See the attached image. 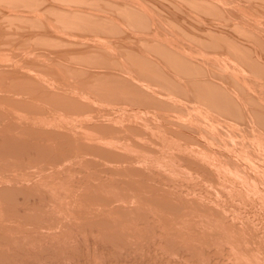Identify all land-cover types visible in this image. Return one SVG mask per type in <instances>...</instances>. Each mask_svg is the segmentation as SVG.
<instances>
[{
    "label": "rangeland",
    "instance_id": "obj_1",
    "mask_svg": "<svg viewBox=\"0 0 264 264\" xmlns=\"http://www.w3.org/2000/svg\"><path fill=\"white\" fill-rule=\"evenodd\" d=\"M263 57L264 0H0V264H264Z\"/></svg>",
    "mask_w": 264,
    "mask_h": 264
},
{
    "label": "bare ground",
    "instance_id": "obj_2",
    "mask_svg": "<svg viewBox=\"0 0 264 264\" xmlns=\"http://www.w3.org/2000/svg\"><path fill=\"white\" fill-rule=\"evenodd\" d=\"M105 2H106V1H105ZM137 6H138V5H137ZM219 7H220V6H219ZM243 7H244V6H243ZM249 7H250V6H249ZM35 8H36V7H35ZM113 9H114V8H113ZM129 9H130V8H129ZM62 11H63V10H62ZM127 11H128V10H127ZM132 12H133V11H132ZM132 12H131V13H132ZM206 12H207V11H206ZM106 14H107V13H106ZM125 14H126V13H125ZM127 14H128V13H127ZM129 14H130V13H129ZM132 14H133V13H132ZM134 14H135V13H134ZM138 15H139V14H138ZM146 16H147V15H146ZM131 17H132V16H131ZM210 17H211V16H210ZM236 17H237V16H236ZM67 18H68V17H67ZM67 18H66V19H67ZM102 18H103V17H102ZM145 18H146V17H145ZM227 18H228V17H227ZM242 18H243V17H242ZM139 19H140V18H139ZM208 19H209V18H208ZM73 20H75V19H73ZM97 20H98V19H97ZM145 20H146V19H145ZM210 20H211V19H210ZM63 21H64V20H63ZM71 21H72V20H71ZM134 21H135V20H134ZM139 21H140V20H139ZM204 21H205V20H204ZM239 21H240V20H239ZM95 22H96V21H95ZM205 22H206V21H205ZM240 22H241V21H240ZM142 23H143V22H142ZM137 24H138V23H137ZM212 24H213V23H212ZM244 25H245V24H244ZM132 26H133V25H132ZM135 26H136V25H135ZM249 27H250V26H249ZM251 27H252V26H251ZM253 27H254V26H253ZM259 27H260V26H259ZM140 28H141V27H140ZM149 28H150V27H149ZM231 28H232V27H231ZM237 29H238V28H237ZM243 29H244V28H243ZM249 29H250V28H249ZM142 30H143V29H142ZM257 31H258V30H257ZM257 31H256V32H257ZM142 32H143V31H142ZM249 32H250V31H249ZM206 33H207V32H206ZM214 33H215V32H214ZM251 33H252V32H251ZM51 34H52V33H51ZM149 34H150V33H149ZM210 34H211V33H210ZM133 35H134V34H133ZM211 35H212V34H211ZM254 35H255V34H254ZM207 36H208V35H207ZM241 36H242V35H241ZM152 37H153V36H152ZM216 37H217V36H216ZM241 38H242V37H241ZM245 38H246V37H245ZM258 39H259V38H258ZM56 40H57V39H56ZM220 40H221V39H220ZM134 41H135V40H134ZM146 41H147V40H146ZM35 43H36V42H35ZM132 43H133V42H132ZM206 43H207V42H206ZM209 43H210V42H209ZM216 43H217V42H216ZM218 43H219V42H218ZM218 43H217V44H218ZM212 44H213V43H212ZM221 44H222V43H221ZM133 45H134V44H133ZM149 45H150V44H149ZM154 45H156V44H154ZM225 45H226V44H225ZM253 45H254V44H253ZM13 46H14V45H13ZM210 46H211V45H210ZM214 46H215V44H214ZM216 46H217V45H216ZM232 46H233V45H232ZM232 46H231V48H232ZM243 46H244V45H243ZM223 47H224V46H223ZM223 47H222V48H223ZM233 47H234V46H233ZM249 47H250V46H249ZM99 48H100V47H99ZM153 48H154V47H153ZM155 48H156V46H155ZM139 49H140V48H139ZM157 49H158V48H157ZM157 49H155L156 52H157ZM235 49H236V48H235ZM243 49H244V48H243ZM253 49H254V48H253ZM146 50H147V49H146ZM205 50H206V49H205ZM213 50H214V49H213ZM250 50H251V49H250ZM147 51H148V50H147ZM228 51H229V50H228ZM230 51H231V50H230ZM230 51H229V53H230ZM246 51H247V50H246ZM246 51H245V52H246ZM34 52H35V51H34ZM75 52H76V51H75ZM150 52H151V51H150ZM153 52H154V51H153ZM156 52H155V53H156ZM160 52H161V51H160ZM235 52H236V51H235ZM255 52H256V51H255ZM137 53H139V52H137ZM137 53H136V54H137ZM158 53H159V51H158ZM206 53H207V52H206ZM246 53H247V52H246ZM148 54H149V53H148ZM151 54H152V53H151ZM163 54H164V53H163ZM230 54H231V53H230ZM236 54L238 55V51L236 52ZM240 54H241V53H240ZM240 54H239V55H240ZM134 55H135V54H134ZM138 55H139V54H138ZM138 55H137V57H138V61H140L141 58H142V60H143V59H146V58H143V57H141V56H140L141 58H139ZM164 55H165V54H164ZM232 55H233V53H232ZM86 56H87V54H86ZM86 56H85V57H86ZM89 56H90V55H89ZM92 56H93V54H92ZM241 56H242V55H241ZM63 57H64V56H63ZM78 57H79V56H78ZM80 57H81V56H80ZM104 57H105V56H104ZM145 57H146V56H145ZM160 57H162V56H160ZM232 57H233V56H232ZM134 58H136V57H134ZM239 58H240V57H239ZM263 58H264V57H263ZM89 59H91V58L89 57ZM125 59H127V58H125ZM139 59H140V60H139ZM150 59H152V58H150ZM159 59H160V58H159ZM183 59H184V58H183ZM233 59H234V58H233ZM147 60H148V59H147ZM176 60H177V59H176ZM148 61H150V60H148ZM155 61H156V60H155ZM178 61H179V59H178ZM72 62H73V61H72ZM141 62H142V61H141ZM143 62H144V63H143ZM143 62H142V64L140 63V69H141V67L143 66L144 68H142L141 70L144 69L145 71L143 70L142 73H146V69H145V68H146L147 66L145 67V65H146V64H145V60H144ZM249 62L251 63L252 61H249ZM261 62H262V61H261ZM138 63H139V62H138ZM148 63H149V62H148ZM152 63H153V62H152ZM154 63H155V62H154ZM156 63H157V62H156ZM175 63H176V62H175ZM189 63H190V62H189ZM196 63H197V61H196ZM251 64H252V63H251ZM133 65H134V63H133ZM141 65H142V66H141ZM147 65H148V64H147ZM151 65H152V64H151ZM187 65H188V64H187ZM241 65H242V64H241ZM124 66H125V65H124ZM152 66L154 67V65H152ZM156 66H157V65H156ZM181 66H182V65H181ZM227 66H228V65H227ZM242 66H243V65H242ZM244 66H245V65H244ZM158 67H159V66H158ZM160 67H161V66H160ZM236 67H237V66H236ZM122 68H123V67H122ZM147 68H148V67H147ZM151 68H152V67H151ZM212 68H213V67H212ZM246 68H247V67H246ZM134 69H135V67H134ZM148 69H149V68H148ZM110 70H111V69H110ZM123 70H125V69H123ZM158 70H159V69H158ZM259 70H260V69H259ZM259 70H258V71H259ZM120 71H121V70H120ZM125 71H126V70H125ZM149 71H150V70H149ZM245 71H246V70H245ZM114 72H115V71H114ZM150 72L152 73V71H150ZM153 72H155V69H154V68H153ZM159 72H160V71H159ZM247 72H248V71H247ZM66 73H67V72H66ZM147 73H148V71H147ZM147 73H146V74H147ZM230 73H231V72H230ZM110 74H111V73H110ZM110 74H106V75H105V76L109 75V77H106V78H109V80L112 79V78H110ZM114 74H115V73H114ZM122 74H126V73L123 72ZM146 74H145V75H146ZM152 74L154 75V73H152ZM155 74H156V73H155ZM212 74H213V73H212ZM212 74H211V75H212ZM251 74H252V72H251ZM115 75H116V74H115ZM117 75H118V73H117ZM141 75H142V74H141ZM148 75H150V74H148ZM229 75H230V74H229ZM234 75H235V74H234ZM100 76H101V75H100ZM118 76H119V75H118ZM123 76H124V75H123ZM143 76H144V74L142 75V77H143ZM151 76H152V75H151ZM218 77H219V76H218ZM115 78H116V76H115ZM120 78H121V77H120ZM120 78L117 79V81H119ZM123 78H124V77H123ZM125 78H126V77H125ZM220 78H221V77H220ZM220 78H219V79H220ZM241 78H242V77H241ZM258 78H259V77H258ZM255 79H256V78H255ZM125 80H127V78H126ZM229 80H230V79H229ZM107 81H108V80H107ZM110 81L112 82V80H110ZM110 81H108V82H110ZM120 81H122V80H120ZM129 81H130V79H129ZM163 81H165V80H163ZM172 81H173V80H172ZM205 81H206V80H205ZM255 81H256V80H255ZM102 82L105 83V81H102ZM111 82H110V84H111ZM123 82H124V81H123ZM131 82H132V81H131ZM146 82H147V81H146ZM165 82H166V81H165ZM165 82H164V83H165ZM223 82H224V81H223ZM43 83H44V82H43ZM158 83H159V82H158ZM164 83H162V84H164ZM206 83H207V82H206ZM225 83H226V82H225ZM106 84H108V83L106 82ZM119 84H120V83H119ZM121 84H123V83H121ZM125 84H128V85H126V86H129V83H125ZM125 84H123V85H125ZM133 84H134V83H133ZM146 84H147V83H146ZM148 84H149V83H148ZM154 84H155V83H154ZM160 84H161V83H160ZM162 84H161V85H162ZM166 84L168 85V83H166ZM49 85H50V84H49ZM117 85H118V84H117ZM259 85H260V84H259ZM95 86H96V85H95ZM106 86H107V85H106ZM112 86H113V85H112ZM120 86H121V85H120ZM126 86H125V87H126ZM154 86H155V85H154ZM157 86H158V84H157ZM162 86H163V85H162ZM224 86H225V85H224ZM104 87H105V85H104ZM115 87H116V86H115ZM118 87H119V85H118ZM131 87L133 88L134 85L131 86ZM131 87H128V89L130 88L131 90H134V88L132 89ZM239 87H240V86H239ZM37 88H38V87H37ZM40 88H41V87H40ZM92 88H93V87H92ZM95 88H96V87H95ZM201 88H204V89H207V90L209 89V90L212 91V93L209 94L208 97H212V98H217V99H219V98H222V97L224 96V95L221 94V92H219L218 90H214V89H216V87H214V86H211V87H208V88H207L206 86L203 85ZM85 89H86V87H85ZM118 89L120 90V88H118ZM118 89H117V90H118ZM126 89H127V87L125 88V90H126ZM44 90H45V89H44ZM96 90H97V89H96ZM101 90H102V93L100 94V91H101ZM101 90L99 91V89H98L97 91L99 92V94H100L101 96H104V95H105V96L107 97V96H108L107 94H110L112 89L110 90V87H109V90H110V91H108V92L106 91V90H108V89H104V90L101 89ZM119 90H118V91H119ZM158 90H160V89H158ZM158 90H157V91H158ZM173 90H174V89H172V91H173ZM176 90H177V89H176ZM237 90H238V89H237ZM36 91H37V90H36ZM80 91H81V90H80ZM97 91H96V92H97ZM104 91H106V92H104ZM168 91H170V90L168 89ZM112 92H113V93H111V96H112V97H115V99H116V96H117L116 94H117V93H119L118 95L120 96V93L122 94V92H123L124 94H122V95L120 96L119 99H121V97H122L121 100H125V102H128V101H126V99L123 97V95H125V94H130L132 97L135 96V95H137L136 98H139L138 96H140V95H139V92H140V89H139V88H136L134 93H133V91H132V92H131V91L129 92V90H128V92H126V91L124 92V87H123V91H120V92L112 91ZM152 92H153V91H152ZM54 93H55V92H54ZM94 93H95V92H94ZM143 93H144V90H143ZM147 93H148V92H147ZM161 93H162V92H161ZM37 94H38V93H37ZM99 94L97 93L98 96H99ZM102 94H103V95H102ZM172 94H173V93H172ZM79 95H80V94H79ZM81 95H82V94H81ZM84 95H85V94H84ZM113 95H114V96H113ZM115 95H116V96H115ZM130 95H129L128 97H126V98L131 97ZM144 95L147 96L148 94H146V92H145ZM156 95H157V94H156ZM205 95H206V94H203V96H205ZM43 96H44V95H43ZM74 96H75V95H74ZM94 96H95V95H94ZM101 96H100V97H101ZM109 96H110V95H109ZM125 96H126V95H125ZM236 96H237V95H236ZM96 97H97V96H96ZM144 97H145V96H144ZM153 97L155 98V96H151V98H153ZM40 98H41V97H40ZM104 98H105V97H104ZM108 98H109V97H108ZM123 98H124V99H123ZM136 98H135V99H136ZM145 98H146V97H145ZM166 98H167V97H166ZM240 98H241V97H240ZM105 99H106V98H105ZM109 99H111V97H110ZM115 99H113V100H115ZM119 99H118V101H121V100H119ZM147 99H148V98H147ZM147 99H146V100H147ZM241 99H242V98H241ZM78 100H79V99H78ZM78 100H77V101H78ZM99 100H100V98H99ZM133 100H134V99H133ZM136 100H137V99H136ZM151 100H152V99H151ZM165 100H166V99H165ZM41 101H42V100H41ZM96 101H97V100H96ZM109 101H110V100H109ZM109 101H108V102H109ZM137 101H138V100H137ZM154 101H155V100H154ZM218 101H219V100H218ZM223 101H224V99H223ZM59 102H61V104L63 103V105H64V103H65V106L68 105L71 109H72L73 107L79 108V107H78V104L74 103V101H62V100H59ZM121 102H122V101H121ZM123 102H124V101H123ZM125 102H124V103H125ZM130 102H131V101H130ZM146 102H147V101H146ZM157 102H158V101H157ZM215 102H217V101L215 100ZM34 103H35V102H34ZM101 103H102V102H101ZM135 103H136V102H135ZM138 103H139V102H138ZM28 104H29V103H28ZM158 104H160V103H158ZM165 104H166V103H165ZM218 104H219V107L223 108V104H222L221 102H219ZM218 104H216V105H218ZM79 105H80V104H79ZM87 105H88V104H87ZM121 105H122V104H121ZM127 105H128V104H127ZM147 105H149V104H147ZM151 105H152V104H151ZM175 105H176V104H175ZM229 105H230V104H229ZM51 106H52V104H51ZM68 106H67V107H68ZM157 106H158V105H157ZM171 106H172V105H171ZM200 106H201V105H200ZM30 107H31V106H30ZM147 107H148V106H147ZM165 107H166V106H165ZM165 107H164V108H165ZM172 107H173V106H172ZM203 107H204V106H203ZM36 108H37V106H36ZM93 108H94V107H93ZM93 108H92V109H93ZM136 108H137V107H136ZM199 108H200V107H199ZM37 109H38V108H37ZM74 109H75V108H74ZM88 109H89V108H88ZM92 109H91V110H92ZM117 109H118V108H117ZM157 109H158V108H157ZM167 109H169V108H167ZM41 110H42V109H41ZM53 110H54V109H53ZM81 110H82V109H81ZM86 110H87V109H86ZM147 110H148V109H147ZM229 110H230V108H229ZM34 111H35V109H34ZM88 111H89V110H88ZM88 111H87V112H88ZM94 111H96V110H94ZM156 111H157V110H156ZM160 111H161V110H160ZM164 111H165V109H164ZM198 111H199V110H198ZM225 111H226V110H225ZM227 111H228V110H227ZM41 112H42V111H41ZM80 112H81V111H80ZM91 112H92V111H91ZM123 112H124V111H123ZM130 112H132V111H130ZM157 112H158V111H157ZM161 112H162V111H161ZM165 112H166V111H165ZM25 113H26V112H25ZM232 113H234V112L232 111ZM32 114H33V113H32ZM35 114H36V113H35ZM41 114H42V113H41ZM57 114H58V113H57ZM167 114H168V113H167ZM203 114H204V113H203ZM233 115H234V114H233ZM169 117H170V116H169ZM58 118H59V117H58ZM119 118H120V117H119ZM137 118H138V117H137ZM166 118H167V117H166ZM172 118H173V117H172ZM129 119H130V118H129ZM134 119H135V118H134ZM160 119H161V117H160ZM33 120H34V119H33ZM127 120H128V119H127ZM139 120H141V119H139ZM237 120H239V119H237ZM238 123H239V122H238ZM64 124H65V123H64ZM210 125L213 126L211 123H210ZM119 126H120V125H119ZM176 126H177V125H176ZM111 127H112V126H111ZM128 127H129V126H128ZM130 127H131V126H130ZM133 127H134V126H133ZM133 127H132V128H133ZM135 129H136V130H135ZM24 130H25V129H24ZM50 130H51V129H50ZM119 130H120V129H119ZM125 130H126V128H125ZM129 130H131V129L129 128ZM129 130H127V131H129ZM132 130H133V129H132ZM134 130H135V132H137L138 129L134 127ZM167 130H168V129H167ZM169 130H170V129H169ZM171 131H172V129H171ZM129 132H130V131H129ZM133 132H134V131H133ZM174 132H175V131H174ZM208 132H209V131H208ZM52 133H53V132H52ZM52 133H51V134H52ZM175 133H176V132H175ZM23 134H24V133H23ZM48 134H50V133H48ZM52 136H53V135H52ZM14 137H15V136H14ZM21 137H22V136H21ZM19 138H20V137H19ZM19 140H20V139H19ZM55 140H56V139H55ZM210 141H211V140H210ZM6 142H7V141H6ZM39 142H40V141H39ZM7 143H8V142H7ZM234 143H235V142H234ZM210 144H211V143H210ZM226 146H227V145H226ZM94 147H95V146H94ZM216 147H217V146H216ZM163 148H164V147H163ZM36 149H37V148H36ZM262 149L264 150V148H262ZM262 149H260V150H262ZM179 150H180V149H179ZM34 151H36V150H34ZM193 151H194V150H193ZM212 151H213V150H212ZM244 151H245V150H244ZM167 152H168V151H167ZM236 152H237V151H236ZM241 152H243V150H242ZM246 152H247V151H246ZM246 152H245V153H246ZM262 152H263V151H262ZM262 152H261V153H262ZM182 153H183V152H182ZM203 153H205V152H203ZM212 153H213V152H212ZM215 153H216V152H215ZM258 153H259V152H258ZM261 153H260V156H259V157H261ZM166 154H167V153H166ZM201 154H202V153H201ZM205 154H206V153H205ZM205 154H203L204 157H205ZM213 154H214V153H213ZM238 154H239V153H238ZM247 154H248V153H247ZM250 154H251V153H250ZM250 154H248V155H250ZM262 154L264 155V153H262ZM168 155H170V154H168ZM207 155H208V153H207ZM252 155H253V154H252ZM252 155H250V156H252ZM106 156H107V155H106ZM213 156L215 157V155H213ZM235 156H236V155H235ZM241 156H242V155H241ZM255 156H256V157H255ZM208 157H209V155H208ZM214 157H212V158H214ZM245 157H247V156H245ZM253 157H255L256 159H258V158H257V157H258V154H256V155L254 154ZM209 158H211V157H209ZM249 158H250V157H249ZM249 158H248V160H249ZM255 158H254V159H255ZM262 158H263V156H262ZM252 159H253V158H252ZM260 159H261V158H260ZM260 159H259V160H260ZM263 159H264V158H263ZM106 160H107V159H106ZM169 160H170V159H169ZM208 160H209V159H208ZM240 160H241V158H240ZM212 161H214V160L212 159ZM238 161H239V160H238ZM249 161H250V160H249ZM256 161H257V160H256ZM261 162H262V161H261ZM211 163H213V162H211ZM219 163H220V162H219ZM221 163H222V162H221ZM245 163H247V162H245ZM255 163H256V162H255ZM132 164H133V163H132ZM213 164H214V163H213ZM216 164H218V163H216ZM223 164H224V163H223ZM225 164H226V163H225ZM240 164H241V163H240ZM249 164H250V163H249ZM219 165H220V164H219ZM216 166H217V165H216ZM216 166H215V167H216ZM222 166H223V165H222ZM227 166H228V164H227ZM238 166H239V165H238ZM238 166L236 165V167H238ZM242 166H243V165H242ZM249 166H250V165H249ZM261 166H262V165H261ZM229 167H230V166H229ZM229 167H228V168H229ZM263 167H264V166H263ZM217 168H218V166H217ZM219 168L221 169L222 167H219ZM223 168H224L223 170H225V167H223ZM243 168H244V167H243ZM248 168H249V167H248ZM259 168H260V167H259ZM230 169H231V168H230ZM230 169H229V170H230ZM238 169H239V171H240V169H242V168H241V167H240V168L238 167ZM246 169H247V168H246ZM130 170H131V169H130ZM236 170H237V169H236ZM249 170H250V168H249ZM249 170H248V171H249ZM263 170H264V169H263ZM218 171H219V170H218ZM241 171H242V170H241ZM248 171L245 170L246 174L248 173ZM252 171H253V169H252ZM126 172H127V171H126ZM220 172H221V171H220ZM220 172H219V173H220ZM231 172H232V171H231ZM231 172H230V173H231ZM242 172L244 173V171H242ZM255 172L257 173V171H255ZM258 172H259V169H258ZM221 173H223V172H221ZM225 173H226V172H225ZM253 173H254V172H253ZM259 173H260V172H259ZM259 173H258V174H259ZM231 174H233V173H231ZM235 174H236V173H235ZM235 174H234V175H235ZM244 174H245V173H244ZM246 174H245V175H246ZM250 174H251V173H250ZM254 174H255V173H254ZM254 174H253V176H254ZM258 174H257V175H258ZM239 175H240V174H239ZM245 175H244V176H245ZM248 175H249V174H248ZM251 175H252V174H251ZM263 175H264V174H263ZM122 176H125V175H122ZM226 176H227V174H226ZM226 176H225V177H226ZM229 176H230V175H229ZM229 176H228V178H229ZM232 176H233V175H232ZM249 176H250V175H249ZM170 177H171V176H170ZM241 177H242V176H241ZM115 178H116V177H115ZM186 178H187V177H186ZM197 178H198V177H197ZM235 178H236V177H235ZM239 178H240V177H239ZM246 178H247V176H246ZM255 178H257V177L255 176ZM121 179H122V178H121ZM242 179H243V177H242ZM247 179H248V178H247ZM250 179H252V178H250ZM125 180H126V179H124V181H125ZM239 180L242 181L241 179H239ZM254 180H255V179H254ZM258 180H259V179H258ZM260 180H261V179H260ZM111 181H112V180H111ZM111 181H110V182H111ZM122 181H123V180H122ZM127 181H128V180H127ZM248 181H249V180H248ZM110 182H109V183H110ZM114 182H115V181H114ZM144 182H145V183H144ZM246 182H247V181H246ZM254 182H255V181H254ZM124 183H125V182H124ZM124 183H122V184H124ZM238 183H239V182H238ZM125 184H127V183H125ZM146 184H148V183H146V181H143V180H141L140 183H138V184H137V182H134V186L132 187L131 190H133V189H139V190H147L148 192H150L149 189H148V188H150V187H148V186H150V185H152V184H150V183H149L148 185H146ZM248 184H249V183H248ZM255 184H256V183H255ZM261 184H262V183H261V181H260V186H262ZM113 185L116 186L114 183H113ZM263 185H264V183H263ZM111 186H112V184H111ZM171 186H172V185H171ZM249 186H250V184H249ZM251 186H252V185H251ZM106 187H107V186H106ZM116 187H117V186H116ZM118 187H119V186H118ZM160 187H161V186H160ZM163 187H164V186H163ZM244 187H245V186H244ZM246 187H247V186H246ZM263 187H264V186H263ZM109 188H110V187H109ZM151 188H152V187H151ZM165 188H166V187H165ZM256 188H257V186H256ZM260 188H261V187H260ZM99 189H104V188H103V187H99ZM156 189H157V188H156ZM159 189H160V188H159ZM166 189H167V188H166ZM152 190H153V189H152ZM164 190H165V189H164ZM136 191H138V190H136ZM147 191H146V192H147ZM161 191H162V190H161ZM258 191H259V190H258ZM140 192H141V191H140ZM142 192H143V191H142ZM154 192H155V190H154ZM233 192H234V191H233ZM158 193H159V192H158ZM252 193H253V191H252ZM256 193H257V192H256ZM151 194H152V193H150L149 195L147 194V196H148L147 199L150 201L151 204H154V205H160V206H163L164 208H169V209H173V207L175 206V203L173 202V198H169V196H167V194H165V195L162 194V195H161V193H160V195H159V194H153L152 196H150ZM134 195H135V196H141V195H139V192H138V193H135V192H134ZM134 195H133V197H135ZM143 196H146V195L143 194ZM149 196H150V197H149ZM189 196H190V195H189ZM180 197H181V196H180ZM262 197H263V194H262ZM125 201H126V200H125ZM190 201H191V200H190ZM193 202H194V201H193ZM247 202H248V201H247ZM191 205H192V204H191ZM205 205H206V204H205ZM228 205H229V204H228ZM160 206H159V207H160ZM258 206H259V205H258ZM205 207H206V206H205ZM206 208H207V207H206ZM91 209H92V208H91ZM159 209H160V208H159ZM208 209H209V208H208ZM48 210H49V209H48ZM195 210H196V208H195ZM197 210H198V208H197ZM199 210H200V209H199ZM205 210H206V209H205ZM209 210H210V209H209ZM209 210H207V211H209ZM211 210H212V209H211ZM90 211H91V210H90ZM168 211H169V210H168ZM200 211H201V210H200ZM210 212H211V211H210ZM169 213H170V212H169ZM169 213H168V214H169ZM198 213H199V212H198ZM208 213H209V212H208ZM208 213H207V214H208ZM152 214H153V213H152ZM131 215H133V214H131ZM186 215H187V214H186ZM194 215H195V214H194ZM201 215H202V214H201ZM153 216H154V215H153ZM189 216H190V215H189ZM189 216H187V217H189ZM196 216H197V215H196ZM121 217H122V216H121ZM130 217H131V216H130ZM170 217H171V216H170ZM181 217H183V216H181ZM181 217H179V218L181 219ZM187 217H186V219H187ZM190 217H192V216H190ZM123 218H124V217H123ZM127 218H128V217H127ZM127 218H125V219H127ZM153 218H154V217H153ZM168 218H169V217H168ZM202 218H203V217H202ZM120 219H121V218H120ZM125 219H123V220H125ZM180 219H179V220H180ZM183 219H184V218H183ZM200 220H201V219H200ZM212 220H214V219H212ZM160 221H161V220H160ZM192 221H193V220H192ZM205 221H207V220H205ZM179 222H181V224H182L184 221L182 222V221L180 220ZM189 222H190V221H189ZM193 222H194V221H193ZM212 222H213V221H212ZM93 223H94V222H93ZM161 223H162V222H161ZM171 223H172V222H171ZM195 223H196V222H195ZM198 223H199V222H198ZM210 223H211V222H210ZM239 223H240V222H239ZM192 224H193V223H192ZM192 224H191V225H192ZM236 224H237V223H236ZM236 224H234V225H236ZM206 225H207V224H206ZM183 226H184V225H183ZM210 226H211V225H210ZM172 227H173V226H172ZM218 227H219V226H218ZM235 227H236V226H235ZM250 227H252V226H250ZM182 228H183V227H182ZM185 228H186V226H185L183 229H185ZM187 228H189V227H187ZM207 228H208V226H207ZM216 228H217V227H216ZM200 229H201V227H200ZM210 229H211V228H210ZM213 229H214V227H213ZM238 229H239V227H238ZM188 230H189V229H188ZM194 230H195V229H194ZM197 230H198V229H197ZM239 230H240V229H239ZM246 230H247V229H246ZM172 231H173V228H172ZM185 231H186V230H185ZM185 231H183V232H185ZM192 231H193V230H192ZM200 231H201V230H200ZM202 231H203V230H202ZM218 231H219V229H218ZM253 231H254V230H253ZM174 232H175V231H174ZM189 232H191V231L189 230V231L187 232L188 235H189ZM193 232H194V231H193ZM205 232H206V228H205ZM236 232H237V231H236ZM251 232H252V231H251ZM194 233H195V232H194ZM206 233H207V232H206ZM212 233H214V232H212ZM241 233H242V232H241ZM185 234H186V233H185ZM185 234H184V235H185ZM192 234H193V233H190V236H191ZM210 234H211V233H210ZM236 234H237V233H236ZM238 234H239V233H238ZM196 235H197V234H196ZM201 235H202V234H201ZM242 235H243V234H242ZM168 236H169V235H168ZM182 236H183V235H182ZM186 236H187V235H186ZM190 236H189V237H190ZM212 236H213V235H212ZM219 236H220V235H219ZM253 236H254V235H253ZM171 237H172V236H171ZM174 237L176 238V235H175ZM178 237H179V235H178ZM183 237H185V236H183ZM183 237H182V238H183ZM191 237H193V236H191ZM196 237H197V236H196ZM209 237H210V236H209ZM243 237H244V236H243ZM249 237H251V236H249ZM186 238H188V236L185 237V238H183V239L185 240ZM256 238H257V237H256ZM168 239H169V238H168ZM193 239H194V238H193ZM195 239H196V238H195ZM216 239H218V238H216ZM239 239H240V238H239ZM241 239H242V238H241ZM241 239H240V240H241ZM243 239H244V238H243ZM186 240H187V239H186ZM197 240H199V239H197ZM197 240H196V241H197ZM214 240H215V238H214ZM254 240H255V239H254ZM188 241H189V240H188ZM191 241H192V238H191ZM193 241H194V240H193ZM196 241H194V243H195ZM209 241H210V240H209ZM248 241H249V240H248ZM251 241H252V240H251ZM257 241H258V240H257ZM197 242H198V241H197ZM254 242H255V241H254ZM37 243H38V242H37ZM176 243H177V242H176ZM212 243H213V242H212ZM241 243H242V242H241ZM186 244H188L187 241L185 242L184 245H186ZM198 244H199V243H198ZM202 244H203V243H202ZM248 244H250V243H248ZM175 245L177 246V244H175ZM180 245H181V244H180ZM190 245H191V244H189V246H190ZM200 245H201V244H200ZM244 245H245V244H244ZM176 246H174V248H175ZM192 246H193V244H192ZM194 246H195V245H194ZM218 246H219V245H218ZM218 246H216V247H218ZM171 247H172V246H171ZM171 247H170V248H171ZM177 247H178V246H177ZM181 247H182V246H181ZM220 247H221V246H220ZM260 247H261V246H260ZM200 248H201V247H200ZM176 249H178V248H176ZM185 249H186V248H185ZM239 249H240V248H239ZM252 249H253V248H252ZM80 250H81V249H80ZM190 250H191V249H190ZM190 250H189V251H190ZM194 250H195V249H194ZM196 250H197V249H196ZM198 250H199V249H198ZM241 250H242V249H241ZM253 250H254V249H253ZM260 250H261V249H260ZM173 251H174V250H173ZM182 251H183V250H182ZM191 251H192V250H191ZM199 251H200V250H199ZM242 251H243V250H242ZM171 252H172V251H171ZM196 252H197V251H196ZM251 252H252V251H251ZM251 252H250V253H251ZM194 253H195V251H194ZM197 253H200V252H197ZM208 253H209V252H208ZM259 253H260V252H259ZM262 253H264V252H262ZM220 255H221V254H220ZM259 255H260V254H259ZM263 256H264V254H263ZM202 258H203V256H202ZM200 259H201V258H200ZM250 259H251V258H250ZM252 260H253V259H252ZM262 261H263V260H262ZM213 262H214V261H213ZM244 262H245V261H244ZM257 263H260V262H257ZM257 263H256V264H257ZM251 264H252V263H251ZM253 264H254V263H253Z\"/></svg>",
    "mask_w": 264,
    "mask_h": 264
}]
</instances>
